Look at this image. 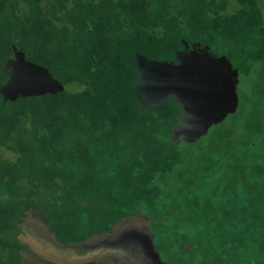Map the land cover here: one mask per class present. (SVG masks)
I'll list each match as a JSON object with an SVG mask.
<instances>
[{
	"label": "rangeland",
	"instance_id": "obj_1",
	"mask_svg": "<svg viewBox=\"0 0 264 264\" xmlns=\"http://www.w3.org/2000/svg\"><path fill=\"white\" fill-rule=\"evenodd\" d=\"M36 223L84 264H264V0H0V264Z\"/></svg>",
	"mask_w": 264,
	"mask_h": 264
},
{
	"label": "flooded vegetation",
	"instance_id": "obj_2",
	"mask_svg": "<svg viewBox=\"0 0 264 264\" xmlns=\"http://www.w3.org/2000/svg\"><path fill=\"white\" fill-rule=\"evenodd\" d=\"M41 220H39L38 222H40ZM41 223V222H40ZM28 226V225H27ZM25 224H22V228L32 235V237L26 238L24 236L19 235L20 238L22 239V243H24V247L21 245L22 248H20V252L25 254L28 259H27V263L30 264H44L40 262V257L45 256L44 258L46 259V263L45 264H84L83 261H81L80 259H77V254L75 252H69V253H65L63 254L61 257H59L58 252L55 250L50 251V246L48 242V237L44 236L43 233V228L41 224H34L33 228L27 227ZM128 230L127 227L121 226V228H119V230L117 231V234H120L122 236L123 233H125ZM93 247V246H92ZM88 248L91 251V247L88 246ZM104 248V247H103ZM88 249V251H89ZM108 248H104L102 250H100L99 248V255L98 256H103L102 253L105 254L104 255H109L108 254ZM81 251V248H80ZM110 256V255H109ZM106 256L108 259H111V257ZM112 260V259H111ZM113 261V260H112Z\"/></svg>",
	"mask_w": 264,
	"mask_h": 264
},
{
	"label": "water",
	"instance_id": "obj_3",
	"mask_svg": "<svg viewBox=\"0 0 264 264\" xmlns=\"http://www.w3.org/2000/svg\"><path fill=\"white\" fill-rule=\"evenodd\" d=\"M226 68L230 69V66L227 63H226ZM174 90L175 91H171V92H174L175 95H176V97H183L184 96V91L182 89L174 88ZM177 99H181V98H177ZM183 99L184 98H182L180 100L181 103H182ZM142 217H143V215H141L140 213H138L133 218L138 219V218H142ZM127 219H130V216L127 217ZM143 225H144V232L149 236L150 239H152V234L150 233V231L148 229V219H145V221L143 222ZM51 234H52V236H54L53 233H51ZM67 246H70V245H67Z\"/></svg>",
	"mask_w": 264,
	"mask_h": 264
},
{
	"label": "trees",
	"instance_id": "obj_4",
	"mask_svg": "<svg viewBox=\"0 0 264 264\" xmlns=\"http://www.w3.org/2000/svg\"><path fill=\"white\" fill-rule=\"evenodd\" d=\"M20 246V245H19ZM133 263H139L136 258L133 259Z\"/></svg>",
	"mask_w": 264,
	"mask_h": 264
}]
</instances>
